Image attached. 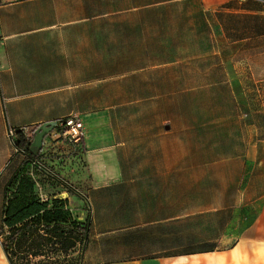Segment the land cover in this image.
Instances as JSON below:
<instances>
[{"label": "crops", "instance_id": "0c3cea01", "mask_svg": "<svg viewBox=\"0 0 264 264\" xmlns=\"http://www.w3.org/2000/svg\"><path fill=\"white\" fill-rule=\"evenodd\" d=\"M255 3L264 0H0V228L6 185L25 157L18 132L34 137L44 123L73 115L110 122L112 109L114 126L86 128L108 144L93 147L85 137L76 147L52 133L42 149L43 160L52 154L69 163L66 180L50 173L62 185L39 192L42 200H67L87 222L79 264H264V140L244 138L241 149L208 163L169 154L187 144L190 152L223 150L216 141H233L208 140L204 129L238 120L250 132L256 125L247 114L196 113L187 140L172 137L165 120L139 122L156 114L134 112L133 104L154 101V92L138 98L121 88L106 107L109 79L200 71L203 57L221 55L220 38L242 42L244 56H264V45L250 43L264 40L251 31L264 24ZM220 66L212 68L229 77ZM92 101L105 106L92 111ZM113 150L116 171L96 177L109 166L90 155ZM0 264H10L1 237Z\"/></svg>", "mask_w": 264, "mask_h": 264}, {"label": "rangeland", "instance_id": "374dc122", "mask_svg": "<svg viewBox=\"0 0 264 264\" xmlns=\"http://www.w3.org/2000/svg\"><path fill=\"white\" fill-rule=\"evenodd\" d=\"M255 4L258 6L262 15H264V3ZM255 27V29H252L253 26H251V31L256 32L253 34H258L260 32L264 34V24L262 21L261 24H257ZM238 35L241 34L236 33V37ZM219 40L221 55L203 57V62L198 64L199 69L200 67L202 69H200V71H195L193 68L192 71L189 68L186 70V67L183 69L171 68L168 71H157L154 73H135L123 80H120L121 78L109 79L106 87V92L108 93L106 107L109 108L117 104L120 99L117 95L122 92L121 88L124 90L126 89L125 91L127 94L131 92L133 96H138V98L142 97V95H151V93L154 92L158 96L154 101L137 102L133 104L135 108H133L132 111L134 112H138L139 114L154 112L156 114L155 116H144L139 122L150 123L151 120H154L156 124L158 121L165 120V127L171 130L172 137L178 136L181 139L187 140H192V138H189V132L186 130L190 127L192 128V124L190 123L195 121L194 117H196V113H203L204 115L218 112L247 114L251 123L256 125V127L251 128L250 132L247 128L245 129L243 125L241 126L238 120L224 121L226 123L225 126L215 132L213 131L214 129L205 128L204 130L207 131L208 140H211V137L218 140L219 136L221 139L225 140V137H227V139H230L233 143L225 142L223 145H220L216 141V146L223 150L204 152H190L188 150V144L183 145V150L171 151L169 153L171 160L196 159L203 163L214 160L220 161L225 159L224 157L229 153H234L235 148L237 150L241 149V147H243L242 144L244 145V138L248 140V137L251 136L254 142H257L256 140L258 138L264 140V56H244L242 54V42L233 44L234 40L227 43L225 39L220 38ZM250 43L251 46L258 47L259 45H264V40H252ZM214 65H221L220 67L224 65L225 68L228 66V69H230V73H228L229 77L227 73L222 72L220 68L219 70L217 68H212ZM221 79H229L231 86L230 84H226L224 86L205 87L207 84H210L211 81H218ZM95 95L97 96V93H95ZM92 96V100H94L93 91ZM103 106H105V104H99L93 101L88 105L92 111ZM126 106L128 107V105ZM118 110L125 112L128 111V108L116 109V111ZM108 111L112 115L113 122L99 121L98 119L92 122L89 118L84 120L80 118L83 120L85 126V137L93 147H99L100 145L108 143H104L103 139L101 140L98 132H89L87 134L86 128L88 127L90 128L89 130H92L93 127L104 125L114 126V110L108 109ZM216 132L222 135H216ZM82 143L83 141L78 147H81ZM90 160H97L109 166L107 169H103L100 172L98 171L96 174L94 173L96 177L113 175L116 171V164H113L117 160V153L115 150L100 153L96 152L90 155ZM65 163H67V165L69 164L67 160L64 161V164ZM63 167L65 171L71 172L66 166ZM47 193L50 192L47 191ZM9 234V230H6L3 239H7ZM83 249L84 244L78 245L76 249L68 253H46L39 256L23 254L18 257L13 256V258L16 264H79ZM9 252L12 253L11 249H9Z\"/></svg>", "mask_w": 264, "mask_h": 264}, {"label": "trees", "instance_id": "16d2710c", "mask_svg": "<svg viewBox=\"0 0 264 264\" xmlns=\"http://www.w3.org/2000/svg\"><path fill=\"white\" fill-rule=\"evenodd\" d=\"M32 140L33 136L25 129L18 132L16 148L25 157L12 170L5 188L0 237L10 264H16L13 256L23 254L39 256L46 253H68L78 245H83L88 236L87 222L73 216L67 209V200L51 197L50 194L47 200H42L39 187L51 193L62 185L50 173L66 180L61 174L65 160L52 154L48 160H43L42 151L36 156L32 155ZM6 230L10 234L7 239H3Z\"/></svg>", "mask_w": 264, "mask_h": 264}, {"label": "built area", "instance_id": "2783aa9c", "mask_svg": "<svg viewBox=\"0 0 264 264\" xmlns=\"http://www.w3.org/2000/svg\"><path fill=\"white\" fill-rule=\"evenodd\" d=\"M54 131L52 132L54 138L63 139L76 147H78L85 138L84 123L77 115L69 116L57 121ZM9 136L11 138L13 137V131H9ZM54 138L51 137V139Z\"/></svg>", "mask_w": 264, "mask_h": 264}, {"label": "water", "instance_id": "95a60500", "mask_svg": "<svg viewBox=\"0 0 264 264\" xmlns=\"http://www.w3.org/2000/svg\"><path fill=\"white\" fill-rule=\"evenodd\" d=\"M56 128V122H48L41 125L36 131L33 137L30 151L31 154L36 156L42 151L45 139L49 137Z\"/></svg>", "mask_w": 264, "mask_h": 264}]
</instances>
